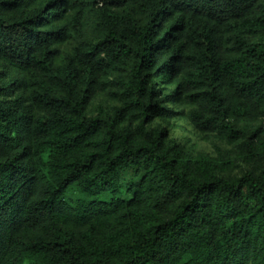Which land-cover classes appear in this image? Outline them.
<instances>
[{"label":"trees","instance_id":"1","mask_svg":"<svg viewBox=\"0 0 264 264\" xmlns=\"http://www.w3.org/2000/svg\"><path fill=\"white\" fill-rule=\"evenodd\" d=\"M0 264H264V0H0Z\"/></svg>","mask_w":264,"mask_h":264},{"label":"rangeland","instance_id":"2","mask_svg":"<svg viewBox=\"0 0 264 264\" xmlns=\"http://www.w3.org/2000/svg\"><path fill=\"white\" fill-rule=\"evenodd\" d=\"M101 99V98H99ZM169 129V135L171 138L176 139L187 148L194 146L197 150L214 156V144L221 147L224 151L230 152V147L226 144L220 143L216 140L206 141L203 140L201 135L195 130V128L185 120H175L171 125H166ZM72 196L68 195V198Z\"/></svg>","mask_w":264,"mask_h":264}]
</instances>
